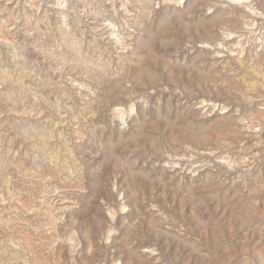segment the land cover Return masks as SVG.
Listing matches in <instances>:
<instances>
[{
	"label": "rangeland",
	"instance_id": "obj_1",
	"mask_svg": "<svg viewBox=\"0 0 264 264\" xmlns=\"http://www.w3.org/2000/svg\"><path fill=\"white\" fill-rule=\"evenodd\" d=\"M0 264H264V0H0Z\"/></svg>",
	"mask_w": 264,
	"mask_h": 264
}]
</instances>
